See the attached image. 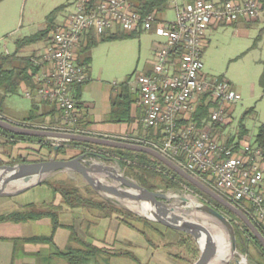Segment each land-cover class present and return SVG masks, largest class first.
<instances>
[{"label": "built area", "instance_id": "1", "mask_svg": "<svg viewBox=\"0 0 264 264\" xmlns=\"http://www.w3.org/2000/svg\"><path fill=\"white\" fill-rule=\"evenodd\" d=\"M169 3L175 14L172 20L161 18L169 4L161 13L143 14L137 10L136 0H76L74 10L53 29L42 56L33 58L39 67L34 75L37 87H26L25 93L31 100L55 105L57 122L14 121L2 114L0 118L24 128L129 140L154 148L204 179L220 195L250 204L253 216L264 224L263 151L256 143L240 140L237 133H227L239 95L230 81L203 71L209 31L259 19L264 16V7L259 0ZM118 27L127 32L154 31L164 38L156 45L151 68L129 82L138 96L143 126L152 129L156 138L149 139L145 132L131 137L110 136L79 125L83 113L77 107L74 91L91 79L89 69L78 61L79 50L90 35L99 38ZM201 105L208 109V118L202 123L198 115ZM216 126L226 129L220 131ZM46 142L61 147L71 141L46 138ZM78 148L105 162L114 158L103 146Z\"/></svg>", "mask_w": 264, "mask_h": 264}, {"label": "rangeland", "instance_id": "2", "mask_svg": "<svg viewBox=\"0 0 264 264\" xmlns=\"http://www.w3.org/2000/svg\"><path fill=\"white\" fill-rule=\"evenodd\" d=\"M75 1L0 0L1 51L6 52L7 50L8 53H16L17 40L35 34L45 26H49L48 36L51 37L53 29L61 25L65 16L74 10ZM62 5H65V8L60 11L57 10ZM174 16L173 6L169 3L168 10L161 15V18L172 20ZM124 32L126 34L131 33ZM258 36H261L258 46L253 47ZM208 37L210 43L203 56L204 73L227 79L234 85L239 95V101L234 106L233 122L227 129V133L238 134L245 112L254 108L255 112L248 115L244 120V125L248 130V135L245 137L244 142L254 144L258 128L264 124V90L259 83L264 68V16L235 26H220L210 30ZM163 40V36L154 31L141 30L133 36L126 35L124 38L99 42L89 53H85V55L91 57L89 65L91 79L83 87L82 103L92 120H98L99 117L104 120L108 118L111 94L117 92L122 83L129 80L134 82L140 74L146 72L147 68L154 62L156 45ZM47 42L48 39H45L25 46L16 54L19 57L27 56L34 49L44 47ZM25 93L26 87L22 85L16 94L6 96L4 100H1L0 97V111L14 121H23L28 117L33 104V101ZM45 143L50 144V142L46 141ZM64 147L66 153L56 156L55 151L45 148L41 149V147L32 143L12 144L6 142L4 137L0 136V166L9 165L19 159L35 162L51 158L71 159L80 154L79 149L69 144ZM108 151L111 155H114V158L108 159L106 163L117 168L119 173L136 180L128 174L125 167L121 166L120 161L117 159L120 156L112 150ZM53 179L71 180L82 189L83 194H87L86 186L89 184L82 175L72 170L61 171L49 175L40 184L30 187L19 194L0 196V214L18 209L20 204L52 201L54 193L43 182ZM21 187H23V184H11L7 186V191L14 192ZM156 191L168 193L172 197L171 201L176 205L181 200L174 198L175 194L181 196L191 195L200 203L204 202V199L198 193L192 191L186 185L181 189L166 190L161 188ZM124 204L127 206L126 203ZM125 205L119 206L128 209ZM132 205L134 204L132 203ZM142 210L147 213L144 208ZM134 214L139 216L136 213ZM198 220L201 222V219ZM158 225L163 232L166 231L165 225L160 223ZM209 226L215 227L216 224L209 221ZM150 234L154 236V233L151 232ZM179 235L182 238L190 239V246L187 247L178 242V247H175L173 251L178 252L177 255L184 257L187 260L186 262H188L186 264L196 261L201 252L200 245L191 235L185 232L170 238L178 240ZM155 238L157 237L155 236ZM129 249L133 250L137 255L143 256L140 248L129 247ZM237 259H245L247 263L252 264L248 256L239 251L234 258L224 264H237ZM124 264H132V261L124 258Z\"/></svg>", "mask_w": 264, "mask_h": 264}, {"label": "trees", "instance_id": "3", "mask_svg": "<svg viewBox=\"0 0 264 264\" xmlns=\"http://www.w3.org/2000/svg\"><path fill=\"white\" fill-rule=\"evenodd\" d=\"M101 0H93V2H97ZM137 5L136 8L141 13L146 14L150 12H158L161 13L165 11L168 7L170 0H136ZM264 7V0H259ZM65 5H62L57 8V10H63ZM254 21V20H253ZM250 21H247L248 23ZM235 26V25H234ZM141 31V30H140ZM140 31H134L131 33H125L121 28H117L116 31L105 32L99 38L95 35H90L86 42L83 44L78 53V61L86 66L89 69V65L91 63V57L85 55V53H89L92 48L98 45L99 42L111 41L119 38H124L126 35H135ZM49 26L40 30L39 32L26 36L22 39L17 40V51L16 53L23 49L25 46L37 43L42 40L49 39ZM261 39V36H258L253 44V47H257L258 43ZM1 43H0V97L1 100L11 94H16L20 87L24 85L27 88L34 90L37 85L34 81V75L39 71V67L35 65L33 58L30 56H17L16 53H6L1 51ZM84 55V56H83ZM83 57V58H82ZM264 64V61H263ZM89 82V81H88ZM78 85L76 87V95L75 99L77 102V107L79 109H83L84 105L82 103V90L84 85ZM129 81L122 83L120 89L117 92L112 93L110 97V112L108 116V121L113 123H127L133 124L136 123L138 126H143L142 124V114L140 107H136V113L133 112V107L137 106L138 96L133 93ZM260 85L264 90V68L260 77ZM205 105L199 106V121L200 123L203 120H207L208 111ZM255 112L254 108L246 111L241 120V125L238 130V138L244 139L248 135V130L244 125V120L248 115H251ZM0 114L4 115L1 111ZM59 112L55 105L50 104L49 102H37L33 101L32 108L27 118L23 121L29 123H38L45 124L49 122L50 124H54L58 120ZM47 117H50V121H47ZM92 120L89 114L83 116L79 122V125L89 129L92 125ZM216 129H219L216 126ZM226 127H222L219 130L225 131ZM145 134L149 139L156 138L154 136V131L152 129H144ZM0 133L5 134L15 141H30L34 143H38V145L42 148L49 149L50 151H55V155L59 156L60 154H65L66 149L64 146L59 147L55 150V146L49 143H45L46 138L39 136H29L13 133L7 129L0 127ZM124 141V140H122ZM126 141V140H125ZM231 139L229 142H232ZM126 142H130L129 140ZM135 143V142H133ZM255 143L262 149L264 154V124L260 125L258 128V133L256 135ZM70 146L79 149L78 147L82 146H93V144L79 142V141H71L69 142ZM239 146V145H238ZM104 147V146H103ZM107 150H112L116 152L121 160L120 164L124 168H126L128 174L136 179V181L142 185L143 187L156 191L157 189H181L184 185L188 186L192 191L198 193L203 199L204 202L212 205L214 208L225 214L231 221L234 226L236 238H237V250L243 254H246L252 264H264V246L257 239V237L251 232L248 226L230 209L213 199L207 193L184 179L177 172L172 170L170 167L165 165L159 159L138 151L120 149V148H110L105 147ZM48 150V151H49ZM80 154L84 153V151L80 150ZM76 157V156H75ZM74 158V157H73ZM129 160L130 162L126 161ZM180 160L184 161L182 157ZM41 161V160H40ZM27 161L24 159H19L18 161H14L11 164L18 163H26ZM36 162V161H35ZM203 183L212 188V186L206 182L204 179L199 178ZM46 186H48L54 193V195H60L63 200V204L71 207V208H94L102 211L104 215H117L122 222L129 225L131 228H134L142 233L143 236L146 237L148 241H152L151 232L156 234H160L162 231L159 228V223L155 221H151L148 219H144L140 216L135 215L133 212L128 209H124L119 205L109 201L107 199L102 198L90 185L86 186L87 194L82 193V189L73 183L71 180L66 179H53L43 182ZM213 189V188H212ZM223 196V195H222ZM228 201L235 204L242 212H244L257 226V228L264 235V224L260 223L256 220V218L252 214V208L250 204H247L245 201L234 202L231 201L226 196H223ZM64 205L56 204L54 201L51 202H40V203H29L21 208L12 211L10 213H5L0 215V222H27L32 220H38L42 218H49L53 223V232L60 226V216L63 211ZM141 223L142 225L139 227L137 224ZM166 229H168L166 227ZM182 233V232H180ZM52 236L48 238L44 237H32L26 239V241H44L51 240ZM190 239L180 238L179 244L190 246ZM175 258L179 260H183L180 255H175ZM189 264H192L190 262Z\"/></svg>", "mask_w": 264, "mask_h": 264}, {"label": "water", "instance_id": "4", "mask_svg": "<svg viewBox=\"0 0 264 264\" xmlns=\"http://www.w3.org/2000/svg\"><path fill=\"white\" fill-rule=\"evenodd\" d=\"M0 127L22 135L79 141L104 147L147 153L159 159L184 179L230 209L248 226L251 232L264 246V235L244 212H242L235 204L225 199L214 189L203 183L194 174L188 172L186 169L154 148L137 143L120 141L113 138L24 128L2 118H0ZM58 148L59 146H56L55 150ZM96 156L97 155L95 154L84 152L71 159L51 158L44 161L1 165L0 196H12L19 194L30 187L40 184L44 178L51 174L72 170L82 175L87 183L102 198L112 201L118 205L124 206V201H126L133 203L134 205L141 206L147 211L146 214L140 213L132 209L130 206L125 205L129 210L144 219L158 222L166 227L191 235L201 248L200 255L193 264H211L216 257L215 241L212 236V232L210 231L211 227L209 226V221H212L222 227L230 242L232 253L230 259L236 256L238 250L235 229L230 219L225 214L214 208L212 205L204 202H202L201 206L197 208L181 209V206H183L182 202L185 200L184 198H182L181 202L176 205L171 201L172 197L168 193L163 191H151L143 187L136 180L116 171L113 166L108 165L105 161L96 159ZM32 179H35V181L28 182V180ZM19 182L28 183H24L23 187L14 192L7 191L8 185ZM193 216H195L197 220H194ZM198 219H201V222ZM202 241L203 244H201ZM243 260L244 259H237L236 262L237 264H244ZM228 261L224 263H227ZM245 264L250 263L246 262Z\"/></svg>", "mask_w": 264, "mask_h": 264}, {"label": "crops", "instance_id": "5", "mask_svg": "<svg viewBox=\"0 0 264 264\" xmlns=\"http://www.w3.org/2000/svg\"><path fill=\"white\" fill-rule=\"evenodd\" d=\"M47 44L34 49L27 56L40 58ZM150 68L151 66L147 70ZM74 93L76 95V89ZM136 107H133L134 114L138 109ZM82 113L83 116L87 114L85 108ZM47 121H50V117H47ZM92 122L91 129L110 136L131 137L143 134L145 129L136 123H113L108 118L104 120L99 117ZM0 136L9 143L13 144L15 141L5 134L0 133ZM18 143L38 145L30 141H18L14 144ZM52 201L64 205L60 195H54ZM29 203L20 204L18 209ZM137 225L140 227L142 224ZM167 228L160 234H154L152 241H148L141 232L122 222L117 215H104L101 210L94 208H71L64 205L60 226L55 232L49 218L27 222H0V264H124V258L131 260L132 264L188 263L184 257L183 260L174 257L178 252L173 249L178 247L181 235L178 240L170 237L180 234V231ZM50 236L51 240L26 241L32 237ZM129 247L140 248L143 256L137 255Z\"/></svg>", "mask_w": 264, "mask_h": 264}, {"label": "bare ground", "instance_id": "6", "mask_svg": "<svg viewBox=\"0 0 264 264\" xmlns=\"http://www.w3.org/2000/svg\"><path fill=\"white\" fill-rule=\"evenodd\" d=\"M115 168V167H114ZM116 171H118L117 168H115ZM119 172V171H118ZM35 181V179L28 180V182ZM28 182H19L18 184H24ZM174 198H178L182 200L184 198L185 200L182 202L183 206H181V209H193L201 206V203L193 196L191 195H177L175 194ZM128 206H130L132 209L146 214L142 209L143 207L138 205H132V203L124 201ZM137 206V207H136ZM193 219H197L195 216H193ZM212 225V224H211ZM210 231L212 232V236L215 241V251H216V257L212 261L211 264H224V262L230 260L232 253H231V246L230 242L228 240V237L225 233V231L222 229V227L218 224H216L215 227L211 226ZM203 244V241H202ZM243 263H246V260H243Z\"/></svg>", "mask_w": 264, "mask_h": 264}]
</instances>
